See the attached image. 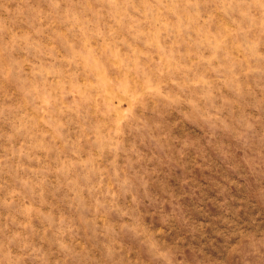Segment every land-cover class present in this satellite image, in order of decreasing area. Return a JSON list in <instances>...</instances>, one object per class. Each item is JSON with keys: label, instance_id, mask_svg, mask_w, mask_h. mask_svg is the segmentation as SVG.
<instances>
[{"label": "rangeland", "instance_id": "1", "mask_svg": "<svg viewBox=\"0 0 264 264\" xmlns=\"http://www.w3.org/2000/svg\"><path fill=\"white\" fill-rule=\"evenodd\" d=\"M0 264H264V0H0Z\"/></svg>", "mask_w": 264, "mask_h": 264}]
</instances>
